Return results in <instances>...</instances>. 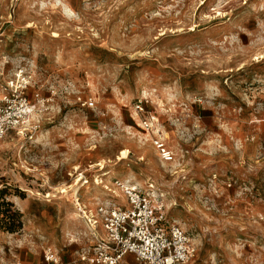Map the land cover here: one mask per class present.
Here are the masks:
<instances>
[{
    "label": "rangeland",
    "instance_id": "obj_1",
    "mask_svg": "<svg viewBox=\"0 0 264 264\" xmlns=\"http://www.w3.org/2000/svg\"><path fill=\"white\" fill-rule=\"evenodd\" d=\"M12 81L43 101L0 141L22 214L0 264H76L115 179L155 192L186 264H264V0H0V95Z\"/></svg>",
    "mask_w": 264,
    "mask_h": 264
},
{
    "label": "built area",
    "instance_id": "obj_2",
    "mask_svg": "<svg viewBox=\"0 0 264 264\" xmlns=\"http://www.w3.org/2000/svg\"><path fill=\"white\" fill-rule=\"evenodd\" d=\"M10 84L8 91L0 95V141L11 133L26 130V122L43 101L39 93L36 102L25 95L27 84ZM86 104L93 106L94 102L89 99ZM158 145L163 158L172 159L165 144ZM115 180L124 200L110 207H98L89 220L90 245L79 253L76 264H130L126 258L129 254L137 264L188 263L196 247L189 233L168 219L165 205L155 192ZM46 259L51 260L52 255Z\"/></svg>",
    "mask_w": 264,
    "mask_h": 264
},
{
    "label": "trees",
    "instance_id": "obj_3",
    "mask_svg": "<svg viewBox=\"0 0 264 264\" xmlns=\"http://www.w3.org/2000/svg\"><path fill=\"white\" fill-rule=\"evenodd\" d=\"M3 207V209H1ZM22 214L15 208L12 201L0 203V227L9 232H16L22 228Z\"/></svg>",
    "mask_w": 264,
    "mask_h": 264
},
{
    "label": "crops",
    "instance_id": "obj_4",
    "mask_svg": "<svg viewBox=\"0 0 264 264\" xmlns=\"http://www.w3.org/2000/svg\"><path fill=\"white\" fill-rule=\"evenodd\" d=\"M126 258H127L128 262H129L130 264H135V263H136L135 258H134L133 255L129 254V255L126 256ZM136 264H137V263H136Z\"/></svg>",
    "mask_w": 264,
    "mask_h": 264
},
{
    "label": "bare ground",
    "instance_id": "obj_5",
    "mask_svg": "<svg viewBox=\"0 0 264 264\" xmlns=\"http://www.w3.org/2000/svg\"><path fill=\"white\" fill-rule=\"evenodd\" d=\"M122 154H123V156L121 155L122 156L121 159H124V158L127 157V152L126 151H123Z\"/></svg>",
    "mask_w": 264,
    "mask_h": 264
}]
</instances>
